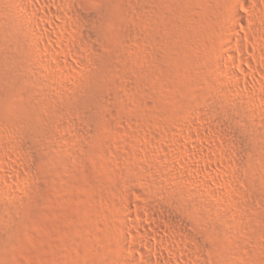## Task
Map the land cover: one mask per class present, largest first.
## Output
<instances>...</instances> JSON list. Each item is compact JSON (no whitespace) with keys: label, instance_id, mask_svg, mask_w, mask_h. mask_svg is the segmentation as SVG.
<instances>
[{"label":"rangeland","instance_id":"obj_1","mask_svg":"<svg viewBox=\"0 0 264 264\" xmlns=\"http://www.w3.org/2000/svg\"><path fill=\"white\" fill-rule=\"evenodd\" d=\"M254 79L264 0H0V264H264Z\"/></svg>","mask_w":264,"mask_h":264},{"label":"bare ground","instance_id":"obj_2","mask_svg":"<svg viewBox=\"0 0 264 264\" xmlns=\"http://www.w3.org/2000/svg\"><path fill=\"white\" fill-rule=\"evenodd\" d=\"M252 85H253L252 87L254 88L255 93H257L258 95L264 96V87H262V85L259 83L258 80H255Z\"/></svg>","mask_w":264,"mask_h":264}]
</instances>
